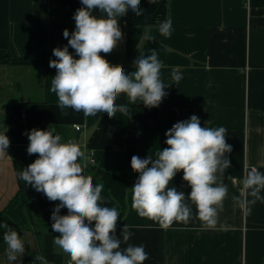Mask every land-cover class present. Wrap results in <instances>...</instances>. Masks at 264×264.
Returning <instances> with one entry per match:
<instances>
[{
    "label": "crops",
    "instance_id": "obj_1",
    "mask_svg": "<svg viewBox=\"0 0 264 264\" xmlns=\"http://www.w3.org/2000/svg\"><path fill=\"white\" fill-rule=\"evenodd\" d=\"M80 7L81 0H0V51L9 54L0 57V133L10 140L7 155L0 156V223L16 225L25 243L23 264H27V253L29 259L43 255L50 264H65L66 259L53 243L60 234L51 229V214L59 201H49L18 176L37 158L27 153V131L55 129L61 142L74 140L85 153L81 163L87 164L85 175L92 177L95 186L102 181L94 168L103 163L125 172L130 180L137 179L132 156L156 158L157 150L167 147L166 131L192 115L199 117L202 127H225L226 142L232 146L231 167L223 177L228 195L217 229L201 227L194 205L188 224L174 222L161 228L138 216L129 190L116 234L128 225L133 233L129 243L143 245L148 253L144 264H264V203L257 202L246 214L232 199L240 195L247 170L256 167L264 173V6H248L246 0H140L142 15L129 9L118 18L123 39L111 53L100 55L130 74L140 54L155 50L163 64L161 79L170 85L158 117L145 133L138 131L132 115L129 119L119 111L114 119L101 113L99 121L90 125L83 112L72 108L62 112L57 106L58 97L51 91L56 69L49 67V61L57 59L54 48L68 44L63 31L68 29L71 35L75 30L73 15ZM93 14L101 15L98 9ZM169 17L172 34L165 37L158 26ZM146 35L152 39H145ZM69 52L75 56L70 46ZM173 71L182 75L179 82L173 81ZM115 103L127 105L130 111L132 105H144L139 100L130 103L126 94ZM75 125L83 127L82 131L77 132ZM113 131L121 135L120 147ZM91 152L96 166L87 163ZM182 177L183 172H178L169 186L187 196L191 189ZM21 187L25 191L20 193ZM100 203L121 212L105 185ZM60 214L66 215L67 209L62 208ZM224 222L228 231L219 230V223ZM3 231L0 264H10Z\"/></svg>",
    "mask_w": 264,
    "mask_h": 264
},
{
    "label": "clouds",
    "instance_id": "obj_2",
    "mask_svg": "<svg viewBox=\"0 0 264 264\" xmlns=\"http://www.w3.org/2000/svg\"><path fill=\"white\" fill-rule=\"evenodd\" d=\"M81 4L73 15L75 30L71 35L68 29L63 31L68 44L54 48L57 59L49 61V67L56 69L51 91L58 97L57 106L62 112L66 108L83 112L85 117L107 113L114 119L119 111L131 119L130 108L115 103L118 96L126 94L130 103L139 100L147 108L159 107L170 85L161 79L163 64L155 50L150 55L140 54L133 61L135 70L130 74L122 65H112L100 55L111 53L123 39L118 18L126 16L129 9L142 15L140 0H81ZM96 9L101 15L93 14ZM158 31L170 37L172 19L162 21ZM145 39L152 37L146 35ZM171 75L175 82L182 79L177 71ZM25 134L29 140L27 153L36 154L37 158L18 176L49 201H59L51 214V229L60 234L53 243L65 254V264H144L148 253L143 245L129 243L133 233L128 225L124 224L120 234H116L120 214L115 207L101 205L104 185L94 186L92 177L84 174L87 164L81 163L85 158L81 147L71 139L61 142L55 129L33 128ZM226 134L225 127H202L199 117L192 115L166 131L167 147L158 149L156 158L150 154L146 158L133 155L131 168L139 175L131 187V207L138 216L166 229L174 222L188 224L194 205L201 227L216 230L228 195L223 177L231 167L228 154L232 146L226 142ZM9 146L8 136L0 133V156L7 155ZM181 171L183 181L191 189L187 196L169 186ZM241 184L240 195L232 199L248 214L251 206L264 203V173L252 167L245 172ZM62 208L67 209L66 215L60 214ZM0 229L4 230L8 261L23 264L26 249L20 234L7 223H0ZM228 229L226 222L219 223V230ZM122 244L126 247L122 248ZM31 264L50 262L38 254Z\"/></svg>",
    "mask_w": 264,
    "mask_h": 264
},
{
    "label": "trees",
    "instance_id": "obj_3",
    "mask_svg": "<svg viewBox=\"0 0 264 264\" xmlns=\"http://www.w3.org/2000/svg\"><path fill=\"white\" fill-rule=\"evenodd\" d=\"M251 3L254 6H264V0H251ZM5 52L0 51V57L4 58L5 56H9ZM132 118L137 122L138 131L140 133L148 132L150 123L154 121L158 117L159 108H147L144 105H132L131 106ZM101 113H98L95 116H88V123L93 125L97 123L100 119ZM112 137L115 140L116 144L121 146V135L116 131L112 132ZM95 174L102 181L105 187L110 191L112 197L120 204L121 212L118 219L124 214L126 209V195L131 187L134 185L135 181L138 179L130 180L126 176L123 171H113L109 168L107 163H103L98 167L94 168ZM25 189L23 187L20 188L19 192H24ZM13 228L16 225H12ZM3 236V235H2ZM28 256L25 260V263L29 264L32 258L30 253H27Z\"/></svg>",
    "mask_w": 264,
    "mask_h": 264
},
{
    "label": "built area",
    "instance_id": "obj_4",
    "mask_svg": "<svg viewBox=\"0 0 264 264\" xmlns=\"http://www.w3.org/2000/svg\"><path fill=\"white\" fill-rule=\"evenodd\" d=\"M247 1V5L250 6L251 5V0H246ZM74 129L77 131V132H80L82 131L83 127H81L80 125H75L74 126ZM87 163L91 166H96L97 165V161L95 159V156L93 154V152H91L89 154V156L87 157ZM85 174V173H84Z\"/></svg>",
    "mask_w": 264,
    "mask_h": 264
}]
</instances>
